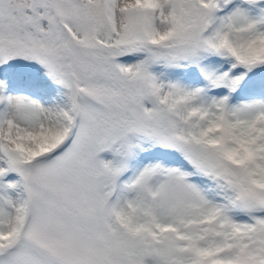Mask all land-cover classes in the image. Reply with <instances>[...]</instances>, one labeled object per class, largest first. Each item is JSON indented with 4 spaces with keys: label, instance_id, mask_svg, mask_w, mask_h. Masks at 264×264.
I'll return each mask as SVG.
<instances>
[{
    "label": "snow or ice",
    "instance_id": "obj_1",
    "mask_svg": "<svg viewBox=\"0 0 264 264\" xmlns=\"http://www.w3.org/2000/svg\"><path fill=\"white\" fill-rule=\"evenodd\" d=\"M0 264H264V0H0Z\"/></svg>",
    "mask_w": 264,
    "mask_h": 264
}]
</instances>
